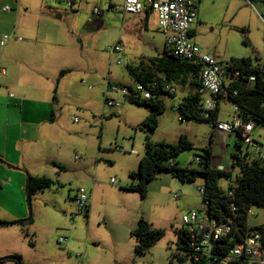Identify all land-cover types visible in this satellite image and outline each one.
<instances>
[{
  "label": "rangeland",
  "instance_id": "374dc122",
  "mask_svg": "<svg viewBox=\"0 0 264 264\" xmlns=\"http://www.w3.org/2000/svg\"><path fill=\"white\" fill-rule=\"evenodd\" d=\"M17 1H2L0 32L5 26L17 25L21 31L18 35L24 40L28 36L24 30L45 20L42 5L67 8L55 0H21L29 6L21 2L17 11ZM84 1L85 5L78 1L72 10L60 13L61 17L52 10L50 22L55 26L51 31L68 48L70 61L63 68L61 82L51 92L57 99L49 116L56 122L44 127V135L35 144L39 153L35 156L41 159L39 176L51 178L54 184L32 197L34 222L17 225V255L22 264H182L174 255L184 253L178 248V232L183 228V214L206 208L199 191V186H204V176L199 173L194 181H182L162 171L150 181L147 196L125 186L131 182L129 173L139 168L148 133L152 141L167 142H176L182 133L187 134L194 148L183 151L177 160L178 165L193 169L199 167L195 156L205 153L203 148L211 143L214 128L206 120L181 119L174 104L180 102L188 88L177 86L175 96L165 97V111L155 131L142 127L150 107L109 90L107 83L135 86L128 65L163 53L165 34L159 27L158 13L149 9L147 18L145 8L141 14H124L125 0ZM5 4L13 9L3 10ZM95 6L103 10L102 15L93 13ZM198 8L199 19L192 25L191 35L195 44L223 61L251 57L256 64L264 62V0H201ZM116 43L123 49L121 64L109 51ZM5 51L0 45L2 65ZM108 97L117 98L120 105L109 106ZM233 113L234 102L223 99L219 117L230 120ZM252 135L264 144V124L258 123ZM212 147L214 164L232 170L230 177L219 179V186L228 190L236 185L240 174L239 167L232 168L231 153L237 151L253 162L255 148L239 147L234 139L225 147L217 135L213 136ZM260 162L264 165V160ZM81 189L90 197L83 209L74 200ZM178 192L181 196L175 198ZM23 201L29 215L27 195ZM251 211L249 225L264 224V207L252 205ZM141 217L165 229L166 234L146 253L138 255L131 231ZM61 236L67 237L65 243L58 242ZM0 264H18V260ZM183 264L195 263L187 257Z\"/></svg>",
  "mask_w": 264,
  "mask_h": 264
},
{
  "label": "trees",
  "instance_id": "16d2710c",
  "mask_svg": "<svg viewBox=\"0 0 264 264\" xmlns=\"http://www.w3.org/2000/svg\"><path fill=\"white\" fill-rule=\"evenodd\" d=\"M234 66L233 71H238L235 76L232 73L231 87L228 88V96H222L223 99L229 98L240 108V113L245 120L254 119L256 125L264 124V69L261 64H256L251 57L232 58ZM200 63L190 62L173 54L165 45L162 54L149 59H140L137 64L128 65V70L135 82L142 83L147 89L153 92L154 96L148 99L134 98L132 95L126 96L130 101L139 105L150 107V113L142 121V127L148 128L151 132L159 125L160 116L165 111V97L175 96L164 90L167 84H173L177 87L188 88L187 93L178 102V108L181 113V119H197L211 122L217 120L220 113V103L216 108L209 111V117L205 116V110L202 108V81H201ZM65 70L60 72V78L64 75ZM255 75L256 80L250 81V77ZM111 81H108L107 87ZM157 83L159 87L154 88ZM121 85H127L120 83ZM55 87V90H57ZM132 90L133 86L128 85ZM236 90V93L234 92ZM54 100L57 95L54 94ZM54 115V111H52ZM54 118V117H53ZM52 118V119H53ZM214 134L211 135V143L204 146L203 155L196 154L201 159L199 167L190 169L178 165L177 156L183 151L194 148L193 141L187 134L182 133L176 142H167L165 140L152 141L150 134L146 137V151L139 161L138 170L129 173L131 178L130 184L125 188L140 192L142 196H147L148 187L151 180L164 171L171 173L173 176L182 181H194L200 173L204 176V201H208L207 211L211 216L216 217L219 221H225L232 217L237 227V239L246 236L250 225L248 223L249 210L252 205L264 207V165L260 161H247L241 153L234 151L231 153L232 168L239 167L240 174L237 175L236 185H231L228 190H223L219 186V179L222 176L230 177L232 170L212 166L213 141ZM243 135L241 131L237 133L236 145L242 147ZM195 156V157H196ZM59 168L63 166L56 164ZM54 181L45 176L28 175L26 181V194L30 213L26 218L16 220L0 219V226L26 225L34 222L32 212V197L38 192L51 187ZM232 191L233 194L229 192ZM264 227V224L260 225ZM166 234L163 228L154 227L152 223L143 217L140 218L138 226L131 231V235L136 239V254H144L160 238ZM235 238V239H236ZM235 240L227 238L219 241V244L212 250L211 256H201L199 260L195 259V250L191 245V239L188 229L183 227L178 232V248L184 253H174L178 256L180 262L190 257L195 264H247L245 258L240 257L228 260L229 249ZM18 256V264H22L21 256ZM8 259H0V262Z\"/></svg>",
  "mask_w": 264,
  "mask_h": 264
},
{
  "label": "crops",
  "instance_id": "0c3cea01",
  "mask_svg": "<svg viewBox=\"0 0 264 264\" xmlns=\"http://www.w3.org/2000/svg\"><path fill=\"white\" fill-rule=\"evenodd\" d=\"M2 1L0 0V5ZM21 2L29 6L18 0L17 11L20 10ZM5 6L6 4L2 6L3 10ZM48 7L42 5V13L45 16L43 23L24 30L23 33L28 35L25 40L18 35L21 31L17 25L5 26L0 32L4 34L0 40L5 35L12 36L4 46V65L0 61L6 70L0 78V198H3L0 199V218L3 220L28 216L23 201L27 195L26 181L29 174L40 175L41 167V159L35 156L39 155L35 144L38 138L44 135V127L56 122L49 116L51 105L55 101L51 92L55 84L61 82L64 76L60 78V72L70 61L68 48L51 31V26L55 25L50 22L52 10L59 12L58 17L66 11L49 5ZM10 9L13 7L10 6ZM146 11L149 18V9ZM19 37L22 40H18ZM218 119L226 120L220 117ZM212 133L221 138L225 147L230 145L233 139L236 141L235 135H223L215 130ZM226 151L225 149V153ZM33 157L37 159L36 165H33ZM214 159L213 152L212 166L225 168L223 165H215ZM19 242L20 230H17V224L0 226V257L17 255Z\"/></svg>",
  "mask_w": 264,
  "mask_h": 264
},
{
  "label": "built area",
  "instance_id": "2783aa9c",
  "mask_svg": "<svg viewBox=\"0 0 264 264\" xmlns=\"http://www.w3.org/2000/svg\"><path fill=\"white\" fill-rule=\"evenodd\" d=\"M65 3L67 8L63 11L72 10L77 3L86 4L84 0H55ZM79 1V2H78ZM200 0H125L123 13L141 14L145 8L158 13L159 27L165 34V44L167 48L175 55L186 59L190 62L200 63L201 81H202V108L205 110V116L209 117V111L216 108L222 96H228V88L231 87L232 73L236 76L238 71H233L234 66L232 60H220L217 56L205 51L191 40L192 25L198 21V3ZM85 3V4H84ZM5 10L10 9L9 5L4 7ZM93 13L102 15L103 10L99 6H95ZM264 14V9L262 15ZM12 39L11 35H5L0 40V45L4 47L6 43ZM22 40L21 37L17 38ZM122 46L116 43L109 48L112 55L116 56L118 64L122 63ZM264 69V62L261 64ZM6 70L0 63V75L5 74ZM256 80L255 75L250 77V81ZM154 88L159 87L157 83ZM108 89L121 93L124 96L132 95L134 98L148 99L154 96L153 92L147 89L142 83L136 82L131 90L128 85L110 82ZM164 90L170 94H175L177 87L173 84L164 86ZM236 93V90H234ZM107 104L109 106H119L120 102L117 98L108 97ZM178 104H174L177 107ZM78 121V118H74ZM215 131L223 135H235L241 131L243 135V144L246 146H254L255 158L253 160H264V145L258 142L252 135L256 122L254 119L245 120L240 113L239 106L234 103V113L232 119L220 121L212 120L210 122ZM136 153V150H133ZM195 162L199 164L201 159L195 157ZM199 191L204 194V186H199ZM233 194L232 191L229 192ZM181 193H175L174 197L179 198ZM75 203L79 209H83L89 204L90 197L83 190H79L74 197ZM205 209H191L183 214V227L188 229L191 245L195 250V259L199 260L201 256H211L212 250L219 244V241L227 238L235 240L228 252V256L224 263L228 260L243 257L247 264H264V227L256 226L248 230L245 237L237 239V227L232 217H228L225 221H219L211 216L207 207ZM253 214L251 209L248 214ZM236 238V239H235ZM66 236H61L59 243H65Z\"/></svg>",
  "mask_w": 264,
  "mask_h": 264
},
{
  "label": "water",
  "instance_id": "95a60500",
  "mask_svg": "<svg viewBox=\"0 0 264 264\" xmlns=\"http://www.w3.org/2000/svg\"><path fill=\"white\" fill-rule=\"evenodd\" d=\"M0 259H14V260H18V256L14 255V254H10V255H6V256L0 257Z\"/></svg>",
  "mask_w": 264,
  "mask_h": 264
}]
</instances>
